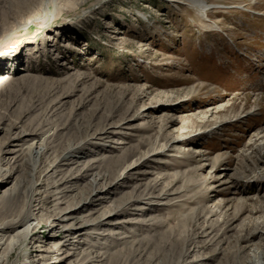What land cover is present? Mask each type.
Segmentation results:
<instances>
[{"label": "rangeland", "instance_id": "obj_1", "mask_svg": "<svg viewBox=\"0 0 264 264\" xmlns=\"http://www.w3.org/2000/svg\"><path fill=\"white\" fill-rule=\"evenodd\" d=\"M181 1L0 0V125L47 147L18 158L40 223L6 264H264V0Z\"/></svg>", "mask_w": 264, "mask_h": 264}, {"label": "bare ground", "instance_id": "obj_2", "mask_svg": "<svg viewBox=\"0 0 264 264\" xmlns=\"http://www.w3.org/2000/svg\"><path fill=\"white\" fill-rule=\"evenodd\" d=\"M167 1L172 2V3H184L181 0H167ZM190 2H191V4L200 7L203 10V12H208L209 10L212 9V7H210L211 5H209L208 3H205L201 0H190ZM6 80L7 79L5 78V76H2L0 74V86H2L3 84H7L8 82ZM148 106H149L148 104H146V105L144 104V107H145L143 109L144 112H146V111L149 112V109L151 107L150 106L148 107ZM2 131H6L8 133V139H9L8 142L7 141L2 142V140H0V264H6V262L8 261L9 251L12 250V248L15 247L16 245L21 244L20 242H21V239L23 238V234H25V232H29L30 230H34V228L38 227V224L40 223L38 221V223L34 225L36 219L32 218V214H34V210H33L34 205H33V201L31 200V194H30L32 192L31 187L27 186V187L23 188L22 187V180L23 179H19V177L16 176V173L19 172V170L16 167V164L19 163L18 158L21 157L22 155L26 154V153L28 155H35V156L42 155L44 152H46L47 147H46L45 143H41L39 145L38 142H34V141H32L31 143L28 142L27 137H28V135L33 134L32 132H27L26 130H22L14 138L10 135L11 131L9 129H7L6 127H2L0 125V133ZM34 134L37 135L36 132ZM28 143H29V145L27 147H25V145ZM195 149H196V152L200 153V150L198 148H195ZM18 152H21L18 156L13 157L12 159L9 157V160H7L6 156H10L11 154H14V153L18 154ZM8 153H10V154H8ZM75 162H76V159L71 158V163L73 164ZM13 179H15V182L12 184L11 180H13ZM63 191H69V190H63ZM109 191H110V188H108L106 190H103V189L95 190L93 192L92 199H91L92 203H95L98 199H102L100 196L106 192H109ZM14 200L15 201H18V200L21 201L22 200L24 202H23L22 206L15 213L10 214L8 216L3 215V212L6 210L5 206H7L10 203V201H14ZM36 200H34V202ZM41 202H43V205L41 206V208L42 207L44 208L46 206L47 200L44 199L43 196L41 197ZM84 206H86V204H84L83 206H81L79 208H68V209L62 208L59 210V213L57 214L58 215L57 219L59 221H62V222L73 219L72 215H74L77 211H79ZM211 213H212V211H211ZM110 214H111V211H108V212L104 211V212H102L101 216L100 217L98 216V217L101 220H103L104 219L103 217H105L106 215L110 216ZM31 221H33V222H31ZM101 222H103V221H101ZM210 222H211V220H210ZM49 226L53 227V226H55V224L51 223ZM66 227L67 226H65L64 229H67ZM228 228L229 227H226V229H228ZM232 228H234V227H232ZM254 228L256 229V227H254ZM246 229H249V228H246ZM67 230H69V228ZM252 230L255 231L254 229H252ZM69 231H71V230H69ZM238 231H240V230H238ZM253 231L251 233L248 232V234H250V237L255 235V232H253ZM37 237L38 236L36 235L35 239ZM209 237L210 236L208 235V240L210 239ZM65 238H67V235L65 236ZM243 238L245 240L248 238L247 233H245V236ZM237 239L238 238H236L235 240H237ZM263 239H264V236H263ZM212 240H214V239H212ZM66 241H70V239H68V240L66 239ZM258 242H259V240H258ZM248 243L250 244V242H248ZM251 243H252L251 244L252 248L249 249L250 254H249L248 260H250V262L252 264H261L259 262L260 253H258V251H257L259 249V248L257 249L258 245L255 246L253 244L254 242H251ZM255 243L257 244V241ZM69 244L73 245L74 243H69ZM261 244H262V242H261ZM245 245H247V244L245 243ZM57 246H59V243H54L53 246L50 248L38 250V255L40 257L39 260H31L29 258L30 260L29 259L24 260L23 264H49V262H48L49 254L48 253H51L53 251L55 252V251H62L63 250V246H64L63 244L61 247L55 249ZM240 246H241V244H240ZM261 247H263V246H261ZM27 248L28 247L27 246L25 247V245H24V247L21 250V252L24 255L29 254L28 253L29 248L28 249ZM237 250H240V249L237 248ZM244 250H245V252H244ZM244 250H243V252L246 255L247 249H244ZM70 253L68 252L65 256H63L64 254H59L56 257V260L54 262H50V263L65 264V262H67V260L70 257H72V255H73ZM244 254H242V255H244ZM246 257L244 256L245 259H246ZM69 264H72V263L69 262Z\"/></svg>", "mask_w": 264, "mask_h": 264}]
</instances>
